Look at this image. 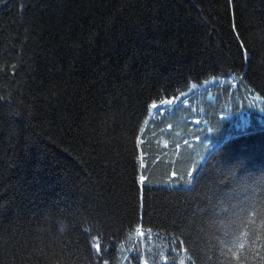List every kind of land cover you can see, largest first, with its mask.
<instances>
[{
    "label": "trees",
    "instance_id": "1",
    "mask_svg": "<svg viewBox=\"0 0 264 264\" xmlns=\"http://www.w3.org/2000/svg\"><path fill=\"white\" fill-rule=\"evenodd\" d=\"M0 264H264V0H0Z\"/></svg>",
    "mask_w": 264,
    "mask_h": 264
},
{
    "label": "snow or ice",
    "instance_id": "2",
    "mask_svg": "<svg viewBox=\"0 0 264 264\" xmlns=\"http://www.w3.org/2000/svg\"><path fill=\"white\" fill-rule=\"evenodd\" d=\"M193 87H195V85H193ZM172 101L171 100H169V101H166V103H171ZM159 107V105H157V104H153L152 105V108H158ZM146 182V178L144 177V176H140L139 177V183L140 184H144ZM143 228V225L142 224H139V225H137V229H138V235H140V236H143L144 235V232L141 230ZM97 246L100 248V245L99 244H97Z\"/></svg>",
    "mask_w": 264,
    "mask_h": 264
},
{
    "label": "rangeland",
    "instance_id": "3",
    "mask_svg": "<svg viewBox=\"0 0 264 264\" xmlns=\"http://www.w3.org/2000/svg\"><path fill=\"white\" fill-rule=\"evenodd\" d=\"M168 101V100H167ZM164 105H168V104H170V103H166V101L163 103ZM204 124H206L207 125V121H204ZM208 131H209V133H212V129H211V127H208ZM199 136H197L196 138H198ZM215 145H217V143H215ZM210 150H212V149H210L209 148V145H207V147H206V149L204 148V151H205V154L203 155V157H202V163L206 160V158L208 157V154L211 152ZM201 165V164H200Z\"/></svg>",
    "mask_w": 264,
    "mask_h": 264
}]
</instances>
